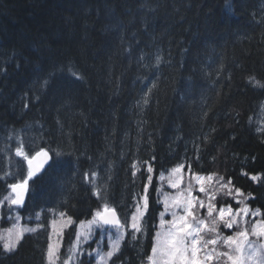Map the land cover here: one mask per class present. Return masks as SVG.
I'll list each match as a JSON object with an SVG mask.
<instances>
[{"label":"trees","instance_id":"16d2710c","mask_svg":"<svg viewBox=\"0 0 264 264\" xmlns=\"http://www.w3.org/2000/svg\"><path fill=\"white\" fill-rule=\"evenodd\" d=\"M253 77L264 86V0H0V177L16 170L18 139L63 153L30 181L19 208L24 223L44 228L14 253L0 242V264H46L60 211L73 218L62 256L104 201L129 218L145 161L154 168L149 226L163 211L159 175L180 163L231 178L264 212V87ZM92 172L103 200L84 180ZM9 192L0 182V198ZM9 214L3 206L2 229ZM130 232L111 264H141L150 253L151 234Z\"/></svg>","mask_w":264,"mask_h":264},{"label":"snow or ice","instance_id":"6c2138e0","mask_svg":"<svg viewBox=\"0 0 264 264\" xmlns=\"http://www.w3.org/2000/svg\"><path fill=\"white\" fill-rule=\"evenodd\" d=\"M159 62L158 57L157 63ZM253 81L255 78H250L249 82ZM44 85H47V81H44ZM255 86L264 87L259 81H255ZM50 151L53 150L42 147L36 150L34 141L17 140L14 155L20 159L15 161V171H6L0 177V182L5 183L6 188L10 189L7 195L0 198V207L6 205L11 211L13 206L20 208L25 205L26 195L30 192V181L35 183V178H39L42 170L45 172L54 170L61 162L60 157L63 153L54 151L53 155H50ZM31 152H34V155H31ZM152 160H155L154 156ZM24 162L27 164L26 175H24ZM144 164L148 174L147 182L144 184L143 194L135 200L133 205L135 210L131 213L130 219L125 217L122 220L116 208L104 201L103 211L97 210L87 222L80 221V228H85L87 223L86 230L76 233L74 243L62 256L59 237H62L65 227L73 224V218L60 211L59 219H52L50 222L52 231L48 236L46 264H73V261L75 264H84L77 254L81 239H89L93 225L98 228L107 226L110 230L114 229L109 232L112 238L110 250L103 255L96 252L100 264H105L120 251L121 241L124 240L128 229L131 230L128 234L133 235V239H138L139 235L146 232L151 234L150 253L145 252L141 264H264V212L259 208L251 209L245 202L254 199L252 194L246 195L240 188L235 187L231 178L225 180L223 175L216 172L206 175L193 172L190 164L186 166L180 163L168 170V187L176 190L175 194L162 191L161 188L156 189L157 203L163 204V211L159 213L158 225L149 226L145 217L150 206L148 192L152 185L154 168L147 161ZM186 167L187 173H185ZM132 168L135 169L132 172L135 177L140 169L136 162H133ZM185 175L188 177L187 181ZM96 176V172L84 173V180L92 183V194L103 200L101 188L96 187L94 183ZM10 178L15 179L16 182L7 183ZM164 179V173L161 172L159 180ZM250 179L258 181L260 177L253 174ZM199 194H203V198ZM221 195L231 197L239 206L234 208L232 201L220 203L218 196ZM240 197L243 199H239ZM166 215L171 218L165 219ZM34 216L37 221L41 220L40 212H35ZM19 219V216L14 218L13 227L7 230V239L0 236V240H4L2 250L6 253H14L18 250L25 233L44 228L43 223L38 224L37 228H21ZM221 226L226 230H235L225 235L221 231ZM251 237L256 239L253 240ZM87 254L91 255V253Z\"/></svg>","mask_w":264,"mask_h":264},{"label":"rangeland","instance_id":"374dc122","mask_svg":"<svg viewBox=\"0 0 264 264\" xmlns=\"http://www.w3.org/2000/svg\"><path fill=\"white\" fill-rule=\"evenodd\" d=\"M169 174V173H168ZM168 174L167 175H164L165 176V179L163 180V181H160V188L162 189V191H165V192H168V193H170V194H175V192H176V190H173V189H171V188H169L168 187V183H167V177H168ZM187 179H188V177H187V175H185V180L187 181ZM194 183V182H193ZM194 194H196L195 192H194ZM199 195H201V197L203 198V194H199ZM161 199H162V197H161ZM240 199V198H239ZM14 207V206H13ZM1 208L2 207H0V211H1ZM235 208V207H234ZM14 211H16V210H14ZM17 215H15V217H16ZM171 217L170 216H168V215H166L165 216V219H170ZM57 219H59V217L57 218ZM14 224V223H13ZM13 227V225H11V227L10 228H12ZM19 227H21V228H23V227H26V226H22L21 225V220L19 219ZM70 226H68V227H65L64 228V231H63V234H64V232H65V230L66 229H68ZM86 228H87V223H85V228H80V225H79V230L78 231H85L86 230ZM98 230H100L101 231V235L99 236V237H97V231ZM110 231H114V229L113 230H110V229H108V228H106V227H104V228H98V227H96L95 225H93L92 226V232H91V235H90V237H89V239L88 240H84V239H81V241H80V246H79V253L77 254L78 256H79V258L85 253V252H89V249H88V245L90 244V243H92V242H94L95 240H97V241H95L96 243H95V245H94V248H93V252H91V254H92V256L94 257V259H95V264H100V258H99V256H97L96 255V252H100V254L101 255H103L104 253H106L108 250H110V245H111V239L112 238H110V236H109V232ZM25 234H27V233H25ZM0 236H3L5 239H7V236H8V232L7 231H5V232H2L1 230H0ZM62 237H63V235H62ZM62 237H59V239L61 240L62 239ZM114 238V237H113ZM54 239H56V237H54ZM251 239H253L252 237H251ZM3 242H4V240H2ZM123 241V240H122ZM121 241V242H122ZM105 245H108V247L106 246L105 247ZM73 264H75V261H73ZM105 264H110L109 263V260H107L106 262H105Z\"/></svg>","mask_w":264,"mask_h":264},{"label":"water","instance_id":"95a60500","mask_svg":"<svg viewBox=\"0 0 264 264\" xmlns=\"http://www.w3.org/2000/svg\"><path fill=\"white\" fill-rule=\"evenodd\" d=\"M45 168H47V165L45 166ZM41 172H43V170H42ZM26 196H27V195H26ZM25 200H26V198H25Z\"/></svg>","mask_w":264,"mask_h":264}]
</instances>
